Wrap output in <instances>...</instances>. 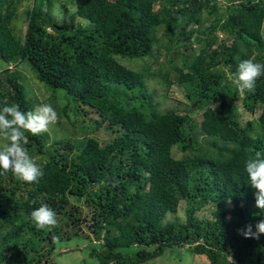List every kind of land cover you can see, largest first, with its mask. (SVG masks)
I'll return each mask as SVG.
<instances>
[{"label":"trees","instance_id":"trees-1","mask_svg":"<svg viewBox=\"0 0 264 264\" xmlns=\"http://www.w3.org/2000/svg\"><path fill=\"white\" fill-rule=\"evenodd\" d=\"M22 1L0 0V108H35L16 70L25 62L46 90L62 91L58 119L69 112L74 119L57 120L67 133L58 139L24 132L43 171L37 182L0 176V264H52L53 236L91 241L87 258L95 264H145L174 248L209 264H264V235H241L264 219L244 170L249 155L264 153V75L244 94L229 79L242 60L264 64V0H33L19 38ZM57 5L71 6L85 25L58 21ZM157 46L168 61L177 53L174 71L127 65ZM170 76L190 104L179 114L159 112L146 84L160 78L168 88ZM237 103L260 113L243 122ZM103 126L114 136L101 146L91 135ZM80 201L89 218L73 217ZM41 203L57 213L51 230L31 218ZM181 203L184 222L166 220ZM82 225L91 238L80 234Z\"/></svg>","mask_w":264,"mask_h":264},{"label":"rangeland","instance_id":"rangeland-1","mask_svg":"<svg viewBox=\"0 0 264 264\" xmlns=\"http://www.w3.org/2000/svg\"><path fill=\"white\" fill-rule=\"evenodd\" d=\"M32 1L33 0H24L17 7L18 16L16 21L14 22L15 25L14 32L19 38L24 37L26 31V18L24 16V12L31 7ZM55 8L57 9L55 11V14L58 21L64 19L67 20L69 24H76L77 22H80L83 25H85V21L80 20L76 17H72L73 9L71 6L66 5L65 8L62 9L61 6L57 5L55 6ZM218 36L219 39H223L221 35ZM263 37H264V25H263ZM192 39L193 40L189 43L196 50V47H199V45L194 42V38ZM189 43H187L186 46ZM185 54H187V51L185 52ZM169 56L171 57L170 61L167 60L165 56V52L161 48V46H157L154 49L152 56L145 57L141 60L140 59L129 60L131 63H133V65L132 64H127V65L132 67L133 70H137V71H142L144 68H149L151 71L161 70L162 73H164L166 69L164 67L167 68L169 67L171 71H174L173 68L177 64L176 63L177 53L170 52ZM181 57L183 56H179L178 59H180ZM26 65L27 64L23 62L17 66L16 70L18 74L21 76L20 82L23 88L25 89L27 97L34 102L35 107L38 105L49 104L55 109V111L58 114L59 113L58 109L60 108L59 104H64V100L62 98L63 97L62 91L46 90L44 85L41 84L40 81L36 78L34 72ZM8 69H10L11 71L15 70L11 66ZM170 80L172 82L168 88H166L164 85L159 84V82L162 81L160 78H152L151 80L146 81V84L148 85L149 90L151 92L154 91L152 92L154 95V103H156L155 106L159 112L164 113L166 111L173 110L174 112L179 114L182 113L183 110H185V107L190 104L185 99V91L177 83V77L170 76ZM237 105L239 106L238 113L241 115V121L243 122L256 119L260 113V110H257L255 114L247 113L240 107L239 103H237ZM68 115L70 117L69 119H68ZM191 115L198 122L200 119L201 110H196V105H195V107H192ZM60 117L61 118L57 119L60 120V122L74 119V115L71 112H69L66 115L62 114ZM88 117L95 118L96 115L91 113L88 115ZM56 122L50 125L49 130L47 131L50 134L51 139L54 138L58 139L61 136L64 137L65 135H67L65 131L60 130V128L56 125ZM105 125L106 124H104V126ZM104 126L102 127L101 130L91 135V137L96 138V140L101 146H104L107 143H109L114 136V132L112 133L110 131H107L104 128ZM74 138H79V135L78 134L75 135ZM201 138L202 137H199V139ZM172 154L175 158H179L182 155V153L177 147L173 148ZM71 207H72L71 212L73 214V217L75 218L80 217L81 219L85 217L89 218L90 208H88V206H86L83 201L73 202ZM184 211H185V204L181 203L176 217L174 218L167 217L166 220L170 221L177 219L178 221L184 222L185 220L183 219ZM203 214L208 215L209 212L205 211ZM81 228L82 231L80 232V234H83L86 237L91 238V235L87 230V227L82 225ZM73 232L74 231L71 230L69 231V234L72 235ZM89 245H91V241L87 239H82L81 237H74L72 239L67 238L66 240L56 244L57 247L55 250H53V253L50 254L48 261L51 262L52 264H95L94 260H88L87 258L88 252L86 249L87 246ZM185 247H187V244L185 245ZM145 264H209V261L206 259L205 256H195V255L193 256L185 249L174 248V249H167L163 253V255H161L159 258L153 261H149Z\"/></svg>","mask_w":264,"mask_h":264},{"label":"clouds","instance_id":"clouds-1","mask_svg":"<svg viewBox=\"0 0 264 264\" xmlns=\"http://www.w3.org/2000/svg\"><path fill=\"white\" fill-rule=\"evenodd\" d=\"M261 75H264V64L250 58L242 60L236 73H229V79H232L240 93L244 94L245 91L255 90L256 81ZM57 119V112L49 104L38 105L27 112L20 110L17 104L0 108V142H2L0 143V176L11 172L18 180L25 183L37 182L42 177L43 171L24 147V132L33 135L45 133ZM244 170L251 187L255 189L256 208L264 209V153L255 151L254 155H249ZM31 218L39 229L47 227L51 230L57 225V213L46 203H41L32 211ZM255 229L253 232L252 225H246L241 230V235L245 239H258L260 235H264V219L259 220ZM59 242V237L53 236V243Z\"/></svg>","mask_w":264,"mask_h":264},{"label":"water","instance_id":"water-1","mask_svg":"<svg viewBox=\"0 0 264 264\" xmlns=\"http://www.w3.org/2000/svg\"><path fill=\"white\" fill-rule=\"evenodd\" d=\"M193 107H195V104L193 105Z\"/></svg>","mask_w":264,"mask_h":264},{"label":"bare ground","instance_id":"bare-ground-1","mask_svg":"<svg viewBox=\"0 0 264 264\" xmlns=\"http://www.w3.org/2000/svg\"><path fill=\"white\" fill-rule=\"evenodd\" d=\"M56 26V25H55ZM41 66V65H40Z\"/></svg>","mask_w":264,"mask_h":264}]
</instances>
